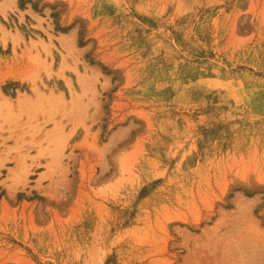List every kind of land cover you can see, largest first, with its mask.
Returning <instances> with one entry per match:
<instances>
[{
  "label": "rangeland",
  "instance_id": "1",
  "mask_svg": "<svg viewBox=\"0 0 264 264\" xmlns=\"http://www.w3.org/2000/svg\"><path fill=\"white\" fill-rule=\"evenodd\" d=\"M0 264H264V0H0Z\"/></svg>",
  "mask_w": 264,
  "mask_h": 264
},
{
  "label": "bare ground",
  "instance_id": "2",
  "mask_svg": "<svg viewBox=\"0 0 264 264\" xmlns=\"http://www.w3.org/2000/svg\"><path fill=\"white\" fill-rule=\"evenodd\" d=\"M3 5V4H2Z\"/></svg>",
  "mask_w": 264,
  "mask_h": 264
}]
</instances>
